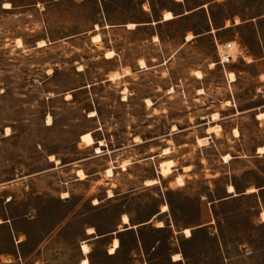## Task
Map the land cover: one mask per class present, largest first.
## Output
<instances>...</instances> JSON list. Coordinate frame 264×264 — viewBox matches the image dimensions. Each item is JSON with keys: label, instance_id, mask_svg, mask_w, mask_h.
Instances as JSON below:
<instances>
[{"label": "rangeland", "instance_id": "1", "mask_svg": "<svg viewBox=\"0 0 264 264\" xmlns=\"http://www.w3.org/2000/svg\"><path fill=\"white\" fill-rule=\"evenodd\" d=\"M211 2L217 26L264 14V0H0V264H134L131 238L115 256L96 239L126 210L148 212L163 189L176 228L191 231L173 242L182 264H264V20L186 46L205 15L129 29ZM157 31L162 43H148ZM216 41L238 42L240 59L223 68ZM159 166L161 186L128 200ZM145 236L161 242L151 264H174L169 231Z\"/></svg>", "mask_w": 264, "mask_h": 264}, {"label": "crops", "instance_id": "2", "mask_svg": "<svg viewBox=\"0 0 264 264\" xmlns=\"http://www.w3.org/2000/svg\"><path fill=\"white\" fill-rule=\"evenodd\" d=\"M182 2H183V0L177 1L178 4H181ZM215 3L211 2L207 5L203 4L202 6L197 8L196 10L186 11L182 14H174L171 11H167V12H171L173 14V16L175 17V19L170 20V21H164V16H165L166 12H163L159 18L160 20H157V21L154 20L152 22H147L146 24H143V25H136V24L135 25H136V28L138 26L148 27V28L153 27V26L160 27L162 25L165 26V25L173 24L176 21L182 20L183 18H186L189 16L205 15L206 21H205V25L203 27L202 32L200 34H196V36H192L193 38L191 40H188L189 36L184 37L183 43L186 46L189 43H192L194 40L201 41L204 38H206L207 36L217 34L220 31H226V30H230V29L241 28L242 26H245L248 24L260 23L264 20V14H262L256 19L246 20V21H241V22H238L236 19H233V20L227 19V20H225V22L222 26H217L216 23L213 21L212 16L208 15L209 12L208 11L206 12L207 8H210ZM156 38H157V40H156ZM147 42L153 43V44H157L158 42L162 43V37L159 34V32L157 31L156 35L153 34L152 38L150 40H148ZM216 42L218 43V41H216ZM234 42L238 46H240V44L238 42H236V41H234ZM240 49H241V46H240ZM259 115L260 114L255 115V120L257 121L259 126H261V122L263 121V119H258ZM94 134H96V133H91V135L95 141V138L93 136ZM99 143H101V142H99ZM96 144L97 143L95 142V145ZM136 146L138 147V145H136ZM101 147L105 148V146H101ZM87 148H90V147H87ZM114 153H116V152H114ZM259 155H261V154H259ZM162 156H164L163 152L162 153L158 152L157 154H155V156L149 157L145 161V163L149 164L148 162L157 160L158 158H160ZM121 168H122L121 166H119V167L112 166V169L114 172V177H115L117 171ZM109 169H110L109 167H107L105 169V171H104L105 175L107 174V171ZM76 174H78V172H76ZM156 174H157V176H156ZM156 177H158V180ZM153 178H154L153 180H157L159 182L158 185L147 186L146 185L147 181H146L143 183L142 186L138 187L135 191H133L127 199L131 200V201L139 200L140 202H142V199H140V197H142V195H144L148 192L150 193V191H151L150 188L161 186L163 180L161 178L160 166H159V168H157V170L155 172V176H153ZM148 181H151V180H148ZM171 184H172V182L170 183V185ZM159 188H157V189H159ZM164 190L165 189H163V192H161V193L159 192V194H157V197H156V199L153 200V203H151L148 212L142 211L143 209H140L139 211H136V212H129L126 210L120 216V219H119L117 226H116V228H117L116 231L104 234V235H102L96 239L98 241H101V240L107 241V245H108L107 252H108V254H109V251L111 250V248L114 247L115 241L119 242V248L117 249V252L114 255L109 254L110 256L117 255V253L122 249L124 241L131 238L133 240V243H132L133 246L131 247L130 252H131V255L133 256L134 264H151L150 261L147 259L146 254L148 252L155 251L161 242H156L154 244H151L150 246L148 245V241L146 239L145 234L149 229H155L157 231H163V230L169 231L170 232V242H172V243L175 241L176 242L179 241L181 239V236H184V230H186V229L178 230L176 228V225H175V222L173 219V215L171 214L170 206H169L168 202L166 203L164 201V195H166V192ZM170 190H171L170 187L166 189L167 192H170ZM227 192H228V189H227ZM254 194L255 193H248V191H247L245 195L248 196V195H254ZM230 195H232V194H230ZM233 197H235V196H233ZM116 202H118V201H116ZM141 204L143 206H148V205H146V203H141ZM164 206L169 207V210L167 212H163ZM125 216L129 219L128 224L123 222ZM213 229H214V222L211 221L209 223L204 224L200 230H209L212 232ZM89 236H93V235H89ZM192 236H193V233H192ZM187 239H189V238H187ZM175 245H176L175 243L172 244L173 247L171 248V251H170L172 253V255L170 257L171 261L174 264H182L183 258L181 256V254L178 252V250L176 249ZM175 256H181V258H182L181 261H175L174 260Z\"/></svg>", "mask_w": 264, "mask_h": 264}, {"label": "bare ground", "instance_id": "3", "mask_svg": "<svg viewBox=\"0 0 264 264\" xmlns=\"http://www.w3.org/2000/svg\"><path fill=\"white\" fill-rule=\"evenodd\" d=\"M177 1H181V0H177ZM8 8H10V5H9ZM173 19H175V17L173 16V14H172L171 12H166V13H165L164 21H170V20H173ZM135 28H136V25H135V24H130V25H129V29L134 30ZM192 38H193L192 36H189L188 40H191ZM93 39H94V40H97V42L100 41V40H99V39H100L99 35L96 36V37H94ZM156 39H157V38H156ZM19 45H21L20 42H19ZM44 46H45V43H44V44L42 43L40 47H44ZM114 57H115V53H114V52H108V53L106 54V58L109 59V60L113 59ZM140 65H141L142 68H146V69H147L146 63H145L144 61H141V62H140ZM215 66H216L215 64H212V65H211V69L215 68ZM195 75H196V77H197L199 80L203 79V74H202V72H200V71H199V72H196ZM118 76H119V75H114V76H112V79L117 78ZM230 76H231V82H232V83H233V82H236V75L232 73ZM148 104L151 106V105H152V102H151L150 100H148ZM96 115H97L96 113H92V114H91V117H96ZM217 118H218V114L214 115V118H213L214 121L218 120ZM263 118H264V114H260L259 117H258V119H263ZM49 122H51V119H49ZM212 129H216V131H217V130L219 131V130H221V127H220V126H217V127H215V128H211V129L208 130V133H210ZM175 130H176V128H174V131H175ZM236 134L238 135V133H236ZM82 142L85 143L86 146H91V145H93V140H92V138H91V135H87V136L83 137ZM199 143H200L201 145H207V144H208V139H205V140H199ZM97 153H101V150H100V149H97ZM169 153H170L169 150H165L164 155H167V154H169ZM259 154H264V148H261V149L259 150ZM224 160H225V163L228 164V163H230V161H231V157H230V156H226V157L224 158ZM172 167H173V162H172V161L163 163V164L161 165L163 175H164V176H168V175H170V174L172 173ZM188 170H189V169H188ZM107 173H108L109 176H111L113 172H112V170L110 169ZM78 176L80 177L81 180H84V179H85V176L83 175V172H82V171H79V172H78ZM179 182L182 183L183 181L180 180ZM155 184H157V181L147 182V185H148V186H152V185H155ZM235 191H236V189H235L233 186H229V188H228V192H229V194H232V195H233V194H235ZM256 192H257L256 189H250V190L248 191V193H256ZM112 196H113V195L110 194V197H112ZM167 211H168V207H164V208H163V212H167ZM261 218H262V222L264 223V213L262 214ZM123 222H125V223L128 224L129 219L125 216ZM184 233H185L188 237L191 236V231H190L189 229L185 230ZM88 234H90V235H94V234H96V232H95L94 229H90V230L88 231ZM118 248H119V242L115 241V245H114L113 248H111V250H110V254H111V255H114V254L117 252V249H118ZM82 251H83V254H84V255H89V254H91V250H90V248H89L88 245H83V246H82ZM178 260H180V259H178ZM82 264H90V262L86 259V260H84V261L82 262Z\"/></svg>", "mask_w": 264, "mask_h": 264}, {"label": "built area", "instance_id": "4", "mask_svg": "<svg viewBox=\"0 0 264 264\" xmlns=\"http://www.w3.org/2000/svg\"><path fill=\"white\" fill-rule=\"evenodd\" d=\"M216 47L219 57V64L223 68L236 63L242 55L240 46H238L235 42H228L225 44L217 43Z\"/></svg>", "mask_w": 264, "mask_h": 264}, {"label": "snow or ice", "instance_id": "5", "mask_svg": "<svg viewBox=\"0 0 264 264\" xmlns=\"http://www.w3.org/2000/svg\"><path fill=\"white\" fill-rule=\"evenodd\" d=\"M5 7H9V5H5Z\"/></svg>", "mask_w": 264, "mask_h": 264}]
</instances>
